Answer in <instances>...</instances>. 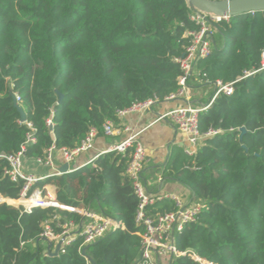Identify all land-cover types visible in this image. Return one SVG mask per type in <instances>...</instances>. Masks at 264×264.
I'll return each mask as SVG.
<instances>
[{"label":"trees","instance_id":"1","mask_svg":"<svg viewBox=\"0 0 264 264\" xmlns=\"http://www.w3.org/2000/svg\"><path fill=\"white\" fill-rule=\"evenodd\" d=\"M192 15L186 0H0V196L15 206L25 202L19 200L23 182L7 175L8 158L23 148L25 159L46 163L50 149L73 150L92 129L103 137L107 122H122L120 111L177 93V60L191 45L188 33L201 29ZM212 28V52L195 63L198 84L235 83L234 92L220 94L199 115L201 134L220 133L195 156L179 151L163 169L204 204L196 222L178 234L176 248L211 264H264V70L243 79L261 68L264 12ZM129 155L108 153L96 167L33 187H54L67 207L96 205L120 222L119 230L82 250L78 239L50 257L41 240L45 225L59 233V225L81 224L83 216L49 207L23 213L0 202V264H136L144 227L136 222L140 202L126 174ZM176 209L164 200L147 212ZM171 264L200 263L182 256Z\"/></svg>","mask_w":264,"mask_h":264},{"label":"built area","instance_id":"2","mask_svg":"<svg viewBox=\"0 0 264 264\" xmlns=\"http://www.w3.org/2000/svg\"><path fill=\"white\" fill-rule=\"evenodd\" d=\"M191 18L201 26V29L199 32L188 33L187 36L192 38L191 45L186 50L184 57L177 60L182 69V75L179 78L180 88L177 93L170 95L166 99V101L182 100L184 101V105L162 115L160 120L168 119L177 127L190 146L186 154L188 156H195L207 138L220 133V131H210L207 134H201L199 131V115L207 110L220 94L232 95L235 83L224 85L218 82L215 86L216 90L213 97L206 105L197 107L191 103L192 98L189 95V85L195 74V63L200 58L208 57L213 49L214 30L212 28V23L227 20L214 15H205L195 12H193ZM263 70L264 52L262 54L260 70L247 73L243 79ZM18 100L19 98H17V101ZM156 104H158L157 100H149L145 103L134 104L131 108L119 112V117L122 121L119 125L111 121L107 122L103 129L104 136L118 137L124 133H130V135L120 142L114 143L107 150L101 152L100 155L92 159L88 164H92L96 167L95 161L100 156L108 153L117 152L124 156L130 153L126 174L132 181L134 192L140 202L136 222L139 226L144 227L141 258L136 264H171L175 258L182 256H189L200 264H211L201 260L193 250L189 249L186 252H180L176 248V238L178 234H180L187 225L196 222L198 215L204 209V204L199 200L185 204L176 195H150L143 177L147 160L145 147L137 140L138 133H131L132 131L129 127L123 126V119L126 116L135 113L143 114ZM97 138L98 132L92 129L82 144L77 148L73 150L52 148L48 153L47 162L43 163L39 161V163L53 167V155L55 152H58L63 158L65 165H69L68 173H72L78 169H71L70 165L82 155L94 150ZM24 152L25 150L23 148L17 156L8 158L11 168L7 172V175L15 183L23 182L19 200L25 202L15 206L5 202L3 196H0V202L7 203L17 208L22 207L23 213H31L35 208L49 207L76 212L84 218L81 224H76L73 221H65L63 224L59 225L61 228V232L59 233L55 232L50 224L45 225L41 239L46 241L48 246L52 244L53 251L60 241L63 242L61 251L64 252L65 247L78 239L82 241V250L108 237L121 228V224L118 220L109 218L102 212H97L90 208L79 209L61 205L57 200L56 189L53 187H46V192L40 189L33 190L36 184L48 177L61 176L64 175V173H61L60 169H55L52 174L47 176L27 173L24 167ZM158 182H163L162 177H159ZM164 200L173 201L177 207L176 211L157 216L148 214L147 210L149 206H153ZM21 246H26V243L23 242Z\"/></svg>","mask_w":264,"mask_h":264},{"label":"crops","instance_id":"3","mask_svg":"<svg viewBox=\"0 0 264 264\" xmlns=\"http://www.w3.org/2000/svg\"><path fill=\"white\" fill-rule=\"evenodd\" d=\"M196 76L194 74L192 82L189 85V95L191 98H194L191 103L199 107L208 103H205L203 97L205 88L210 86L198 84L199 81ZM214 88L216 90V87ZM183 105L184 101L182 100L158 103L143 114L135 113L126 116L123 119V126L129 127L132 131L131 133H138L137 140L145 147L147 160L143 177L150 195H176L183 203L189 204L196 200L191 191L181 183L163 175V169L171 157L175 156L179 151L186 153L190 149L186 138L170 120H160L162 115ZM129 135L130 133H124L118 137H98L94 150L79 157L70 165V168L79 169L84 167L92 159L100 155L101 152L107 150L114 143L127 138ZM64 165L65 162L58 152H55L53 155V167L41 164L35 160H24L26 172L39 176L50 175L55 169L59 170ZM159 177H162V183L158 182Z\"/></svg>","mask_w":264,"mask_h":264},{"label":"water","instance_id":"4","mask_svg":"<svg viewBox=\"0 0 264 264\" xmlns=\"http://www.w3.org/2000/svg\"><path fill=\"white\" fill-rule=\"evenodd\" d=\"M189 8L199 14L205 15H214L222 19H229L234 16H239L243 14L255 13V12H264V0H186ZM63 96L60 95V102L62 101ZM15 107L18 109L21 114L22 122L26 121V115L23 108L15 101ZM242 134L246 133L245 129H241ZM69 165H64L60 168L61 173H68ZM9 198H5V202L9 203ZM16 201V200H12ZM42 240V239H41ZM63 242L60 241L54 251L53 245H49L48 255L50 257H56L61 251ZM86 250L84 251L85 254Z\"/></svg>","mask_w":264,"mask_h":264},{"label":"rangeland","instance_id":"5","mask_svg":"<svg viewBox=\"0 0 264 264\" xmlns=\"http://www.w3.org/2000/svg\"><path fill=\"white\" fill-rule=\"evenodd\" d=\"M196 74V73H195ZM194 77V76H193ZM192 82V79H191V81H190V83ZM201 85V84H200ZM214 90H215V88H214ZM214 90H213V88H211V87H206L205 88V91H204V97H203V100L205 101V103H207V102H209L210 101V99L213 97V94H214ZM193 100H194V98H192ZM93 209L95 210V211H97V212H99L98 210H97V206L96 205H94L93 206Z\"/></svg>","mask_w":264,"mask_h":264}]
</instances>
